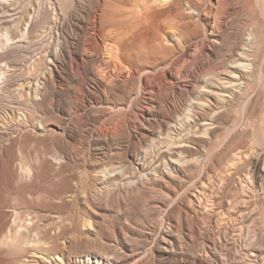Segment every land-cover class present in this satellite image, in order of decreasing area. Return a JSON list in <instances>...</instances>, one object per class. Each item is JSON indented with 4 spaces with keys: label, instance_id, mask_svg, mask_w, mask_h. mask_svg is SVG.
Instances as JSON below:
<instances>
[{
    "label": "bare ground",
    "instance_id": "bare-ground-1",
    "mask_svg": "<svg viewBox=\"0 0 264 264\" xmlns=\"http://www.w3.org/2000/svg\"><path fill=\"white\" fill-rule=\"evenodd\" d=\"M97 1V9L95 8L90 18L91 20L86 23V32L84 33L86 40L85 46L83 45V55L100 58L99 70H97L98 67L94 69L91 76L99 84L103 83L101 89L104 95L103 104L112 109L124 108L125 110H128L131 105L130 101L125 100L126 98H132V86L137 84V92L133 93L135 97L145 92H149L153 97H156L160 95L159 92L162 88H167L164 86L172 85L171 81L176 76L198 73L204 67V62H208L211 57L215 56V50L224 48L223 46L227 43L224 36V33L228 31L227 19L233 13L239 14L238 11L241 10L237 9L235 0H216V5L211 3L210 0ZM182 8L187 12V14L185 13L187 16L181 12ZM258 14L264 17V10H261ZM30 17L28 18L30 19ZM184 17H196V28L192 27L193 23L184 21ZM212 18L214 19V24L210 26V19ZM255 19L256 17H252L253 24L257 23ZM113 20H115L114 23ZM167 20H175L177 22L178 26L176 24L177 28L176 30L174 29V32L173 30L169 33L162 32V29L164 30L165 28L162 27L161 29L160 23ZM49 21H53V19ZM51 23L53 24L54 22ZM52 24L51 26H53ZM235 32H237L236 27ZM17 37L18 34L13 33L12 37L7 39V42L16 40ZM130 39L140 40V42L144 41L143 46L146 48V50L144 48L145 53L142 50L144 55L137 48L132 51L133 53L135 52V57L133 58L132 54H130L131 60H129L130 58L126 53L128 44L125 45V43ZM192 40H194L193 44L189 45ZM140 42L138 41V43ZM129 45H131V42ZM219 56L221 57L222 55ZM229 57V59L226 57L228 61L222 58L225 64L218 67L219 69L217 67L214 68L212 65L213 71L211 70L209 74L211 75L210 79L205 78L202 80L204 86H199L200 89L197 91V95L202 96L203 94L205 99L191 100L188 103L187 112H184L183 119H173L172 125L168 124L166 126V138L163 140L159 139L160 143L157 141L150 142L148 149L153 155L149 163V170L143 172L144 168L142 169V167L144 165L142 166L140 162L136 163V165L116 164L113 162L114 164L112 165L96 168L94 176L98 179L99 188H97V192H92L93 194L89 193L86 190L87 188H84L87 184L84 186V181L87 180L88 175L85 174L82 180L78 176L70 175L69 171L66 170L67 168L61 166L64 161L61 155L50 156V161H48L49 159L42 152L41 160L33 157L32 163L25 161L23 154L29 153V149L46 146L47 144V140L43 135L46 134L48 126L41 119H22L21 122L14 123V125L13 123L10 124L11 122L7 123L6 119H0V141L3 143L2 146L0 145V154L3 156V158L2 156L0 158V248H4L5 252H7L0 264H69L71 262L69 255L74 242H85L95 239L97 241V234L99 232L100 234L104 233L101 232L103 229H108L106 224L109 222L111 215L106 212L108 211L107 205L101 204L102 201L113 197L117 205L124 210L133 197L143 193L164 194V192H167V194H164L167 199L156 203L157 208H154L157 210V216L162 219L167 212L166 209L173 205L174 212L183 213L185 216L184 223H182L183 228L188 231L193 226L192 228L195 229L194 233L198 238L197 242H194L193 249H182L179 245L180 243L177 244L174 239L176 235L174 234L173 238L171 236L172 230L170 231V228L166 226L163 227L162 223L160 226L161 233L160 235L158 234L159 237L154 241L158 246L159 257H163L160 259L151 249L149 251L152 254H149L145 251H140L141 248H134V246L128 244L127 241L134 235L133 231L131 232L125 224L121 225L116 221L114 226V223L112 224L111 222L113 226L111 227L112 229L110 228L112 237L109 236L111 242L114 243V247H116L114 248V253L108 252L107 247H104L106 243L103 244L102 240V253L97 252V254L89 255L79 253L72 258L74 264H120V262L124 261V258L131 259V261H136L139 264H150L151 261L157 264L156 261L160 260L166 264H225L223 255L211 252L210 247L204 242L203 231L205 230L204 226H207V219L206 216H202L203 214H200L201 217L198 215L200 211L196 210L197 207L193 204L196 202L195 194L183 198L181 201L177 198L178 193L175 190H170L168 185L170 183L179 185L178 183H181V179L184 180L187 176L202 173L205 170V166L208 165L206 161L215 155H217L218 160L228 157V161L234 164L245 158L238 149H241L249 135L253 136L254 134L256 127L255 125L253 126L251 117L257 110L256 106L261 96L250 94L242 79L245 76L247 77L248 74L250 77L254 71L255 73L257 71L260 78L264 74V39L257 41L254 29L248 28L245 32V38L239 41L236 40L232 44ZM210 69L208 67V71ZM216 70L224 71L225 74L223 72V76H225L223 78L220 77ZM220 73L222 74V72ZM204 75L207 76L208 74ZM118 79L121 80L124 86L119 94L123 99L122 103H115L114 101V98L118 95L115 93L117 91H115V81ZM199 83L197 84L199 85ZM207 84L213 86L215 90L211 86L207 87ZM194 88L195 92L197 87ZM40 92V88L31 91L21 88L19 96L26 97V99L32 101ZM235 99L241 101V117L231 119L232 117L225 111V105H229L231 100ZM211 101H214L220 107H217L218 105L213 107ZM147 108L145 107V110ZM111 110L109 114L113 113ZM196 115L205 116V118L208 115V118L197 119ZM173 116L177 115L174 114ZM217 119L225 122V126L228 123L230 125H228L227 135L218 143H213L212 140L215 137L212 139L211 130L221 125L217 127L219 123ZM131 122V119H123L121 122L119 119L115 121L112 119L111 126L101 133L105 137L119 138L123 135V131H116V129L118 130L117 127H119L118 123H121L122 130H128L131 127ZM262 123L264 124V119H262ZM121 128L119 129L120 131ZM29 129L34 136L24 134ZM97 132L100 133V131ZM262 132L264 134V128ZM249 141H252V139ZM199 144L208 148L206 151L207 155L204 157L197 158L198 156H196V159H193L192 156L194 155H192L191 157L189 156L191 159H187L188 156L184 157L182 155L189 147L192 148V145L198 146ZM261 145H264V143ZM15 151L19 152L20 158L14 164V161H16L14 159ZM231 151H234L233 154H229ZM143 154L146 156L148 154L147 150ZM222 172L224 171L222 170ZM219 183L222 185L219 186ZM239 184L241 189L247 187V183L244 181H240ZM227 187H230L227 174L219 175L216 181L212 182L211 188H209L211 191L208 198L211 197V201L214 202V200L219 199ZM81 189L83 194H81ZM231 189L232 187H230ZM245 191L247 190L245 189ZM195 193L198 194V192ZM39 201H41V204ZM18 202L28 209H33V211H22L18 207ZM205 202L207 204L203 202V204L197 203V205L198 207L201 206V210L209 211L213 205H208V200ZM37 203L39 206H36ZM218 206L221 205L218 203ZM217 210L219 209L217 208ZM229 210L226 209L225 212L222 210L224 213L218 212L212 215L215 216L216 227H224L225 232L228 231L232 236L233 242L239 244L243 235L245 236L243 234L244 229L242 225L237 224L236 220H232L233 223H231V220H227L225 214L228 213L229 215ZM116 216L119 217V214H116ZM112 217L111 219H113ZM172 225L170 226L172 227ZM262 232L263 230L258 233L259 239L256 242L249 243L248 247L257 248L261 246L264 237V232ZM247 234L245 238H248ZM106 237L107 239L109 238L108 235ZM148 254L149 258H147Z\"/></svg>",
    "mask_w": 264,
    "mask_h": 264
},
{
    "label": "rangeland",
    "instance_id": "rangeland-1",
    "mask_svg": "<svg viewBox=\"0 0 264 264\" xmlns=\"http://www.w3.org/2000/svg\"><path fill=\"white\" fill-rule=\"evenodd\" d=\"M96 2L98 1L0 0V119H6L7 123L11 122L10 124L13 123V125L14 123L17 124L21 122L22 119H41L48 126L46 134L43 135L47 140V144L46 146L43 145L29 149V153L23 154L25 161L27 163H32L33 161L31 160H33V157L41 160L42 152L45 153V156L49 159L48 161H50L52 156L61 155L64 158L61 166H65L70 175L72 174V176L75 177L78 176L81 180L85 174L88 175L87 180H83L84 186L87 183L86 187H83L85 189L87 188L86 190H88L89 193L97 192L96 190L99 188V183H97L98 179L94 176L95 171L99 168L114 163L136 165V163L140 162L142 166L144 165V167H142V169H145H143V172L149 170V163L153 155L149 152L150 149H148L150 142L157 141L160 143V140L166 138V126L168 124L172 125L173 119H183L185 115L184 112H187L188 103H190L191 100L197 101L198 99H205L203 94L202 96L197 95V91L200 89L199 86H204L202 80L205 78L210 79L209 77L211 75L209 74L213 67L218 68L223 66L225 61H228L227 59L230 58L232 44L236 40L239 41L244 39L245 32L248 28L254 29L257 41L264 39V17H261L258 14L261 10H264V0H235L237 9H241L238 11L240 15L233 13L230 17L234 18L229 17L227 19L228 31L224 33L225 41H227V43L223 46V49L215 50V56L211 57L208 62H204L205 65L202 68L203 70L201 69L198 73H192L193 75L187 73L182 76H176L177 78L175 77V79L171 81L172 85L168 84L164 86L167 88H162L159 92L160 95L156 97H153L149 92H145L140 96L135 97L133 93L137 92L136 84L131 88V90L133 89L131 92L132 98H126L125 100L130 101L131 103L129 109H112L102 102V100H104V95L101 91L103 83L99 84L91 76L94 69L98 67L97 70H99V65L101 64L99 60L100 58L83 55L84 43L86 40L84 34L86 32V23L91 20L90 18L95 8L97 9L98 3ZM210 2L216 5V0H210ZM183 8L181 9V12L187 14ZM29 12L32 13L31 17V13ZM28 17H30V19ZM51 17L53 21H49L52 20ZM252 17H256V24H253ZM188 18L184 17V21L193 23L192 27L196 28V17H190L189 20ZM114 21L115 20H113V23ZM173 21H162V23H160L161 29L162 27L165 28L164 30L162 29V32L169 33L171 30L174 32L178 24L175 20ZM51 22L54 23L52 24ZM213 22L214 19H210V26H213ZM171 23H174L175 25ZM51 24L53 26H51ZM169 24L173 26L171 27ZM233 26L237 28V32H235V27ZM13 33H17L18 37L16 40L7 42V39L11 38ZM132 41L134 42L133 44ZM138 41L140 42V40ZM138 41H136V39L126 41L125 45L128 44L126 47L128 57L132 54V57L134 58L136 54L132 51H135L137 48L141 50L140 52L146 50L145 46H143L144 41L141 40L142 42L140 43H138ZM130 42L131 45H129ZM193 42L194 40H192V42L190 41L189 45L193 44ZM138 44H140L141 47ZM143 52L142 55L145 53ZM137 53L141 55L139 51H137ZM219 55L222 56L220 57ZM217 56L218 58H216ZM129 58V60H131V57ZM195 58L198 59L197 57ZM208 67L211 68L209 71ZM216 71L220 77L223 78L225 76H223L224 71ZM220 72H222V74ZM203 73L208 75L206 76ZM245 77L242 81H244L247 86L246 89L249 93H253L254 96H261V99H259V103L256 106L257 110H255L253 117H251L253 119V126L255 125L256 127L254 129V134L253 136L249 135L247 140H245L246 144L244 142L241 149H238L243 153L245 158L241 159V162L238 161L234 164L228 161V157L218 160L217 155H215L210 158V160L208 159V162L206 161V164L208 165L205 166V170L202 173H197L198 175L194 174V176H187L184 180L181 179L182 184L180 182L178 183L180 188L177 184L173 185L170 183L171 186L168 185L170 190H175L178 193L177 198L181 201L183 198L195 194L196 202L193 204L197 207L196 210L200 211L198 215L203 214L202 216H206L207 219V226H204L205 230L203 231L205 236L204 242L210 247L211 252H217L218 254L223 255V262L225 264H230L231 262L232 264H264V237L261 246L257 248L248 247L249 243L256 242L259 239L258 233L262 230L264 232V145H261L264 143V134L262 132L264 128V124L262 123V119H264V74L260 78L257 71L256 73L254 71L250 77L249 74L246 78ZM197 83H199V85ZM210 86V84H207V87ZM123 87L120 79L115 81V91L117 90L115 93L116 95L118 94L114 98L115 103L123 102V99L119 96ZM194 87H197L195 92ZM21 88L26 89V91L40 88L41 92L36 98L30 101L26 99V97L19 96ZM211 88H213V86H211ZM238 100L239 99L231 100L229 105H225V111L232 117H230L231 119L234 117H241V101L239 100L238 102ZM211 103L213 104V107L218 105L214 101H211ZM145 107L148 108L145 110ZM217 107H220V105ZM110 110L113 113L109 114ZM174 114L178 117H174ZM206 116V118H208V115ZM196 117L197 119H206L205 116L202 117L196 115ZM112 119L114 121L119 119L120 122L123 119H131V127L128 130H122L121 123H118L119 127H117L118 130L116 129V131H123V135L119 138L105 137L101 132L111 126ZM217 121L219 122L217 127L218 125H221L218 128L215 127L211 130V137L213 136L212 139L215 137L212 140L213 143H218L227 135L229 128L228 125H230V123H228V125L225 126L226 123L222 120V122L218 119ZM120 128L121 131L119 130ZM97 131H100V133ZM24 134L28 136L33 135L30 129ZM251 139L252 141H249ZM0 145H3L1 141ZM198 146L192 145V148L189 147L182 155L184 157H191L194 155L192 156L193 159H196V156H198L197 158H202L207 155L206 151L208 148L203 147L201 144ZM145 150H147L148 154H146V156L143 154V156L142 153H144ZM233 152L234 151H231L229 154H233ZM1 156L2 155L0 154V158ZM188 157L187 159H191ZM19 158V152L15 151L14 159L16 161H14V164ZM117 160L118 162H116ZM222 170L225 173L222 172ZM221 174H227L229 185L232 189L230 190V187L225 188L219 199H216L213 202L211 201L212 198L210 196L211 199L208 198L211 191L209 188H211L212 182L214 183L216 178ZM239 180L247 183V187L241 189ZM219 184V186L222 185L221 183ZM49 187L50 186H48V188ZM245 189L247 191H245ZM195 192L201 194L198 195ZM81 194H83L82 189ZM160 194L163 193H143L131 198L128 205L125 207L127 211L125 208L123 210V208L119 207L113 197L109 198V200L102 201L101 204L107 205L106 207L108 211L106 212L110 213L111 217L113 216V219H111V217L109 218V222L106 224L108 229L105 227L106 229H103L101 232H104L109 237L111 236V227L115 225L116 221L121 225L125 224V226L128 227L131 232L133 231L132 233L134 234L127 241L128 244H131L134 248H141L140 251H145L149 254H152L151 251L153 250L157 257L161 259L163 257H159L160 253L158 252V246L154 241L159 237L158 234L160 235L161 233L160 226L163 223V227L166 226L170 228V231L172 230L171 236L173 238L176 235V238L174 239L177 241V244L180 243L179 245L182 249H193L194 242H197L198 238L194 233L195 229L192 228V225L191 229L188 231L183 228L182 223H184L185 219L183 213L178 214L177 212H174L173 205L166 209L167 212L162 219L157 216V210H155L157 208L156 203L163 202L167 199L164 196L167 192H164L163 195ZM207 200L208 205L214 206H211L214 210L210 208L209 211H203L201 210V206L198 207L197 203L203 204V202L206 203L205 201ZM39 203L41 204V201H39ZM218 203L221 206H218ZM36 206H39L38 203ZM18 207L25 212L33 211V209H28L20 203ZM217 208L219 210H217ZM226 209H230L229 215L228 213L225 214L227 220H236L237 224L243 226V234L246 236L248 233V238H245L243 235L239 244L233 242L231 239L232 236L228 231L225 232L224 227H216L215 216L213 215L218 212H225ZM116 214H119V217H117ZM111 222L112 224L114 223L113 226ZM231 223H233V221ZM170 225H172V227ZM104 233L100 234L99 232L97 234L99 239H97V241L95 239L85 242H74L69 255L71 258L69 264H74L72 258L79 253L86 255L97 254V252L102 253V240L103 244L106 243V246L104 245V247H107L106 249H108V252L111 251L114 253L113 251L116 247H114V243L111 242L110 237L107 239ZM209 242L212 244L211 246ZM150 249L151 251H149ZM0 252L1 262L4 260V255L7 252H5L4 248H0ZM149 254L147 258H149ZM164 258L167 259L166 257ZM133 263L139 264L136 261L133 262L131 259L126 258H124V261L120 262V264ZM156 263L166 264L161 260L158 262L156 261ZM150 264L155 263L151 261Z\"/></svg>",
    "mask_w": 264,
    "mask_h": 264
}]
</instances>
